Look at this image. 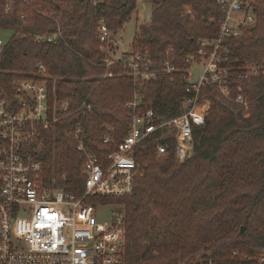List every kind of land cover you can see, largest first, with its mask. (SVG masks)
Here are the masks:
<instances>
[{"label":"trees","instance_id":"1","mask_svg":"<svg viewBox=\"0 0 264 264\" xmlns=\"http://www.w3.org/2000/svg\"><path fill=\"white\" fill-rule=\"evenodd\" d=\"M148 2L152 19L140 26L133 48L147 50L154 61H169L174 71L135 82L121 74L118 64L110 66L115 76L103 78L108 51L101 49L106 43L99 29L105 24L113 33L120 30L138 0H0V35L11 34L0 50L3 91L13 98L16 80L38 79L43 64L44 74L57 77L49 80L50 91L55 88L71 107L86 99L93 107L88 114L64 118L48 135L40 157L50 184L83 193V159L73 129L81 125L89 144L104 156L115 149L103 142L104 127L113 126L116 141L123 138L130 125L126 104L135 92L141 108L154 109L158 120L180 113L188 83L186 59L197 54L201 40L218 38L224 12L219 0ZM256 12L255 23L223 45L233 65L252 60L264 66V0H258ZM58 29L62 37L37 41ZM241 85L252 100L249 111L225 98L216 84L202 88L200 98L210 102V110L205 124L193 132L188 160L175 158L173 136L169 153L158 156L160 135L153 134L135 149L140 173L133 193L90 199L122 206L117 212L125 231L123 264H180L197 254L202 264H258L264 246V75Z\"/></svg>","mask_w":264,"mask_h":264},{"label":"built area","instance_id":"2","mask_svg":"<svg viewBox=\"0 0 264 264\" xmlns=\"http://www.w3.org/2000/svg\"><path fill=\"white\" fill-rule=\"evenodd\" d=\"M219 3L224 12L219 36L212 42L201 40L197 54L186 59L189 68L184 71L188 83L177 116L158 120L154 109L141 108V99L135 92L132 101L126 104L130 125L123 138L116 141L113 126L105 127L103 142L115 144V149L104 156L89 144L81 125L73 129L72 138L83 159L85 176L80 196L46 180L40 155L57 124L80 111L90 113L91 103L86 99L71 107L67 99L58 97L55 88L50 91L51 78L43 73V64H39L38 79L16 82L13 98L0 84V264H123L122 216L115 212L111 224L100 223L95 213L97 206L104 204L90 199L133 193L140 173L135 149L153 134L160 135L158 156L169 153L168 138L173 136L175 158L180 162L188 160L194 146L193 132L205 124L210 110V102L200 98L208 83L216 84L225 98L245 107L249 105L241 83L259 74L260 69L249 71L248 60L231 64L223 45L255 23L258 0H219ZM110 33L102 24L100 41L107 44ZM56 37H62L61 29L36 39L51 42ZM3 43L0 37V50ZM113 64L120 65L121 74L135 82L153 81L160 74L174 71L169 61H154L147 50L141 49L106 60L103 78L115 76L110 70ZM193 64L202 67L197 79H192ZM257 260L258 264H264V246L259 249Z\"/></svg>","mask_w":264,"mask_h":264},{"label":"rangeland","instance_id":"3","mask_svg":"<svg viewBox=\"0 0 264 264\" xmlns=\"http://www.w3.org/2000/svg\"><path fill=\"white\" fill-rule=\"evenodd\" d=\"M152 4L148 2V0H138V7L136 12L131 16V18L124 24V26L113 33L111 31L109 35V39L107 41V44L105 46H102L101 49H104L105 51H108V57L106 60L109 59H118L125 55L126 53H132L135 51L133 48V43L136 34L139 32V28L141 25L149 24L151 21L152 17ZM46 15V14H45ZM60 24V20L58 21ZM11 34L10 32H5L1 33L0 37L4 41V43L7 42V40L10 38ZM113 47V48H112ZM111 48V49H110ZM105 60V61H106ZM246 67L248 68L249 71L259 68L260 73H263L264 75V66L257 65L255 61H250L249 63L246 64ZM201 65L199 64H193L191 67V73H192V79H197V76L201 72ZM258 75V74H257ZM54 82L57 80V77L54 76H49ZM19 81L16 80V82ZM139 99L140 96L138 95ZM249 105L248 107L244 106V109L249 111L250 109V103L252 100H250V97L247 96ZM134 98V97H133ZM248 116V114H247ZM107 124L105 125V127ZM109 126V124H108ZM112 126V125H111ZM104 127V128H105ZM122 206L118 204H104V205H99L97 206L96 209V216L97 219L100 223L109 225L112 223L113 220V214L117 211L120 210ZM122 209V208H121ZM202 264L200 260V254H197L195 256V260H183L180 261V264Z\"/></svg>","mask_w":264,"mask_h":264},{"label":"water","instance_id":"4","mask_svg":"<svg viewBox=\"0 0 264 264\" xmlns=\"http://www.w3.org/2000/svg\"><path fill=\"white\" fill-rule=\"evenodd\" d=\"M244 231H245V227L242 226V227H241V233H243Z\"/></svg>","mask_w":264,"mask_h":264}]
</instances>
